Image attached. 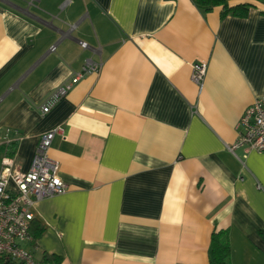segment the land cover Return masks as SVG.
<instances>
[{
  "label": "crops",
  "instance_id": "0c3cea01",
  "mask_svg": "<svg viewBox=\"0 0 264 264\" xmlns=\"http://www.w3.org/2000/svg\"><path fill=\"white\" fill-rule=\"evenodd\" d=\"M243 3L240 17L193 0H0V145L14 150L1 159L26 171L62 128L48 155L67 190L33 206L35 259L209 264L224 229L231 264H264V154L228 149L264 97V0L228 1ZM86 58L100 70L42 113Z\"/></svg>",
  "mask_w": 264,
  "mask_h": 264
},
{
  "label": "built area",
  "instance_id": "2783aa9c",
  "mask_svg": "<svg viewBox=\"0 0 264 264\" xmlns=\"http://www.w3.org/2000/svg\"><path fill=\"white\" fill-rule=\"evenodd\" d=\"M78 43L81 48L88 47L84 41ZM53 49L54 46H51L50 50ZM101 66V61L86 58L80 70L74 72L67 81L54 88L47 96L41 106V112L46 113L84 75L98 72ZM205 74V63H192L191 80L199 89H202ZM237 128V138L228 147L230 151L245 147L264 154V97L256 98L244 109L238 119ZM61 133V126H55L40 135L26 171L19 170L12 157L4 156L0 161V257L10 258L22 264H58L35 259L24 244L33 241L30 224L34 219V204L67 190V184L59 174L58 162L48 155L53 138Z\"/></svg>",
  "mask_w": 264,
  "mask_h": 264
},
{
  "label": "trees",
  "instance_id": "16d2710c",
  "mask_svg": "<svg viewBox=\"0 0 264 264\" xmlns=\"http://www.w3.org/2000/svg\"><path fill=\"white\" fill-rule=\"evenodd\" d=\"M229 0H193L195 6L202 12H208L215 6L222 7V15L231 13L236 16L244 17L248 12V5L237 4L234 6L228 5ZM14 150L8 145H0V160L3 155H12ZM43 230V227L34 219L30 224V235L34 240ZM44 260L60 264V258L54 255H44ZM0 264H22L13 259L0 257ZM209 264H231L230 260V244L228 238V231L220 229L212 231L210 235V251Z\"/></svg>",
  "mask_w": 264,
  "mask_h": 264
}]
</instances>
